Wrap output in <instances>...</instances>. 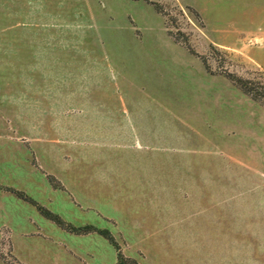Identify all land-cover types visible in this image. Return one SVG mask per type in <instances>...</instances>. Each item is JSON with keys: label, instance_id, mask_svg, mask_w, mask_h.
I'll list each match as a JSON object with an SVG mask.
<instances>
[{"label": "rangeland", "instance_id": "rangeland-1", "mask_svg": "<svg viewBox=\"0 0 264 264\" xmlns=\"http://www.w3.org/2000/svg\"><path fill=\"white\" fill-rule=\"evenodd\" d=\"M228 73L264 93V0H0V264L117 261L8 188L140 264H264V96Z\"/></svg>", "mask_w": 264, "mask_h": 264}, {"label": "trees", "instance_id": "trees-1", "mask_svg": "<svg viewBox=\"0 0 264 264\" xmlns=\"http://www.w3.org/2000/svg\"><path fill=\"white\" fill-rule=\"evenodd\" d=\"M228 77H230L244 92L250 94L252 97L254 98H261L264 96V93L260 92V90H258V85L253 84L250 82L249 79L247 78H242L239 76H235L234 74H227ZM12 191H15L17 195H19L21 198L32 201L33 203L36 204L37 208H39V210L47 217H49L50 219L54 220L56 223L60 224L61 226H63L64 228L71 230V231H75V232H88V231H92V230H96L97 232H99L100 234H102L103 236H105L110 242H112L115 247L117 248V261L116 264H140L137 261H135L134 259H128L124 256H122V254L120 253V251L118 250V245L115 242L112 234L109 232L108 229L106 228H96L94 225L92 224H86V225H82V226H73L71 224L65 223L63 220L60 219V217L51 212L50 210L42 207L40 204H38L37 202H35L30 196H28L26 193H24L21 190H16L13 188H8Z\"/></svg>", "mask_w": 264, "mask_h": 264}, {"label": "crops", "instance_id": "crops-1", "mask_svg": "<svg viewBox=\"0 0 264 264\" xmlns=\"http://www.w3.org/2000/svg\"><path fill=\"white\" fill-rule=\"evenodd\" d=\"M144 186H153L152 184H144ZM154 186H157L156 184ZM89 193L91 194V197L93 199V205L96 207L100 208L101 206H108V200H109V195H110V187L109 186H92L91 189L89 190ZM88 193V194H89ZM97 204V205H96ZM102 208V207H101ZM103 210V209H102ZM104 211V210H103ZM126 223L132 224L134 229H138L139 231V236L144 237V231L147 230L148 234L147 237L151 236L152 234V228L147 226L146 222L143 221H135V220H129Z\"/></svg>", "mask_w": 264, "mask_h": 264}]
</instances>
